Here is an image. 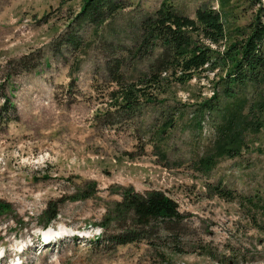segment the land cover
Masks as SVG:
<instances>
[{
  "label": "rangeland",
  "instance_id": "obj_1",
  "mask_svg": "<svg viewBox=\"0 0 264 264\" xmlns=\"http://www.w3.org/2000/svg\"><path fill=\"white\" fill-rule=\"evenodd\" d=\"M84 2L0 0V264H16L21 249L22 264H264V84L229 96L222 63L141 88L154 101L127 110L122 89L141 87L162 52L139 48L163 0H122L97 22ZM171 3L193 18L213 5L230 41L256 10L246 0ZM130 188L165 193L183 217L117 242L131 230L110 213ZM49 228L63 232L41 248ZM90 228L103 238L79 233Z\"/></svg>",
  "mask_w": 264,
  "mask_h": 264
},
{
  "label": "trees",
  "instance_id": "obj_2",
  "mask_svg": "<svg viewBox=\"0 0 264 264\" xmlns=\"http://www.w3.org/2000/svg\"><path fill=\"white\" fill-rule=\"evenodd\" d=\"M84 1L82 15L94 22L107 12L114 13L125 7L122 0ZM246 1L256 6L254 18L241 31V35L230 41L221 12L213 5H200L193 18L179 13L171 0H163L159 9L143 22L146 35L139 48L140 52L148 43H156L162 52L151 62L148 71L140 74L143 76H140L137 84L141 87L133 84L122 89L126 109H133L140 97L147 102L154 101L153 94L141 88L160 86L170 77L176 82L185 83L213 71L222 63L227 66L226 74L221 78H224L227 95H233L234 89L249 83L264 84V0ZM223 44L225 48L221 50ZM120 75L117 81L123 83ZM257 107L264 111V97ZM216 189L221 192L220 188ZM0 206L4 209L9 207L3 203ZM56 215L54 213L48 223ZM110 215L112 220L126 222L124 226L131 230L114 236L119 243L138 239L139 231L153 222H178L183 217L178 202L165 193L152 191L141 194L133 188L126 189L124 197L115 203Z\"/></svg>",
  "mask_w": 264,
  "mask_h": 264
},
{
  "label": "bare ground",
  "instance_id": "obj_3",
  "mask_svg": "<svg viewBox=\"0 0 264 264\" xmlns=\"http://www.w3.org/2000/svg\"><path fill=\"white\" fill-rule=\"evenodd\" d=\"M54 231L55 230H52L51 228H49V229H47V230H45L44 231V240H46L47 242H49L48 240L50 239V237L52 236V235H54ZM63 231H55V233L56 234H61Z\"/></svg>",
  "mask_w": 264,
  "mask_h": 264
}]
</instances>
